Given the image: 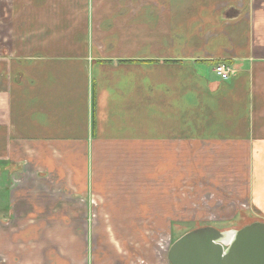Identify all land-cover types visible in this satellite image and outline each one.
Wrapping results in <instances>:
<instances>
[{"label":"crops","instance_id":"1","mask_svg":"<svg viewBox=\"0 0 264 264\" xmlns=\"http://www.w3.org/2000/svg\"><path fill=\"white\" fill-rule=\"evenodd\" d=\"M76 1L0 0V167L42 173L87 219L126 160L180 175L185 157L237 158L264 221V0ZM34 205L29 221L52 217ZM32 229L0 232V243L45 233ZM38 248L17 264H38L37 253L71 264Z\"/></svg>","mask_w":264,"mask_h":264},{"label":"rangeland","instance_id":"2","mask_svg":"<svg viewBox=\"0 0 264 264\" xmlns=\"http://www.w3.org/2000/svg\"><path fill=\"white\" fill-rule=\"evenodd\" d=\"M23 1L27 7L30 0ZM40 1L52 6L64 1L78 4L76 0ZM27 15L31 18V13ZM124 164L106 183V196L95 197L87 219H83V206L65 203L68 200L59 184L55 183L54 189L46 188L49 179H41L42 173L26 175L27 181L25 175L11 174L8 168L0 167V232L44 230L42 237L27 245L54 247L62 257L68 256L71 264H170V245L191 229L206 225L220 230L238 229L263 220L261 211L249 205L248 175L238 172L240 159L185 157L180 175L146 173L143 159H129ZM167 164L176 166L174 159ZM35 180L45 190L29 188L23 195L18 194L15 183ZM32 184L30 187L35 186ZM34 202L39 218L52 217L41 224L29 221L27 213L33 210ZM59 215L68 220L61 221ZM27 245L21 240H3L0 264L20 263ZM39 248L37 251H41ZM42 259L37 253L34 262H50L44 256Z\"/></svg>","mask_w":264,"mask_h":264},{"label":"water","instance_id":"3","mask_svg":"<svg viewBox=\"0 0 264 264\" xmlns=\"http://www.w3.org/2000/svg\"><path fill=\"white\" fill-rule=\"evenodd\" d=\"M167 259L170 264H264V221L238 229H191L172 242Z\"/></svg>","mask_w":264,"mask_h":264},{"label":"built area","instance_id":"4","mask_svg":"<svg viewBox=\"0 0 264 264\" xmlns=\"http://www.w3.org/2000/svg\"><path fill=\"white\" fill-rule=\"evenodd\" d=\"M213 71L221 79H227L231 75L232 68L228 63L219 62L214 65Z\"/></svg>","mask_w":264,"mask_h":264},{"label":"trees","instance_id":"5","mask_svg":"<svg viewBox=\"0 0 264 264\" xmlns=\"http://www.w3.org/2000/svg\"><path fill=\"white\" fill-rule=\"evenodd\" d=\"M218 63V62H217ZM217 63H215V64H217ZM197 228V227H196Z\"/></svg>","mask_w":264,"mask_h":264}]
</instances>
